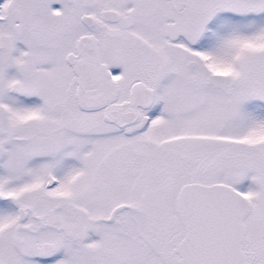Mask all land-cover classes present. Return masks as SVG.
Listing matches in <instances>:
<instances>
[{
    "label": "snow or ice",
    "instance_id": "obj_1",
    "mask_svg": "<svg viewBox=\"0 0 264 264\" xmlns=\"http://www.w3.org/2000/svg\"><path fill=\"white\" fill-rule=\"evenodd\" d=\"M0 264H264V0H0Z\"/></svg>",
    "mask_w": 264,
    "mask_h": 264
}]
</instances>
